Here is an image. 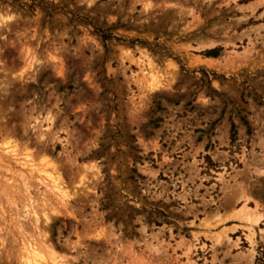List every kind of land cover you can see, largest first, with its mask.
<instances>
[{"label": "rangeland", "instance_id": "rangeland-1", "mask_svg": "<svg viewBox=\"0 0 264 264\" xmlns=\"http://www.w3.org/2000/svg\"><path fill=\"white\" fill-rule=\"evenodd\" d=\"M244 204L264 212V0H0V264L27 239L62 264H264Z\"/></svg>", "mask_w": 264, "mask_h": 264}, {"label": "bare ground", "instance_id": "bare-ground-1", "mask_svg": "<svg viewBox=\"0 0 264 264\" xmlns=\"http://www.w3.org/2000/svg\"><path fill=\"white\" fill-rule=\"evenodd\" d=\"M46 174H47L46 177L49 178L51 182H54V185L50 188L58 190L64 194V191L61 187L62 181L60 179V175L58 173H55V175H53L52 172H46ZM257 208L258 207H256L255 209H251L246 204H244L241 207L232 210L229 213V217L245 222L249 225V227H252L253 225L258 224L260 220L264 219V212L257 210ZM27 209H29V207ZM44 217H45V221L49 220L50 218V216L47 213H44ZM38 223H39V218L35 217L33 221L30 220L29 225L33 226L34 228L38 230ZM45 243H47L46 240H45ZM45 243L43 242L40 244L39 243L35 244L33 243L32 240L31 241L28 239L23 240L24 248L21 253V259L23 262L22 264H43V263L62 264L61 262L59 263L56 262L57 258L55 256V253L53 252L51 247H49L48 245L46 247ZM44 245L47 250L44 249ZM43 249L47 251L46 254L44 253ZM252 256L253 255H251V257Z\"/></svg>", "mask_w": 264, "mask_h": 264}]
</instances>
